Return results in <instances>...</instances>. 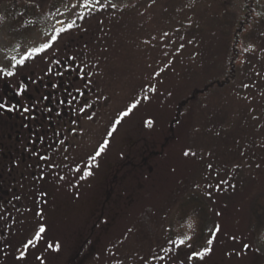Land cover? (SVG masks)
I'll return each mask as SVG.
<instances>
[{
    "label": "rangeland",
    "instance_id": "1",
    "mask_svg": "<svg viewBox=\"0 0 264 264\" xmlns=\"http://www.w3.org/2000/svg\"><path fill=\"white\" fill-rule=\"evenodd\" d=\"M75 2L5 0L0 6V68L4 69L0 78L10 81L5 74L7 71L23 75L26 69L22 71L20 66L12 67V57L22 58L30 48L48 40L56 28L65 27L75 20L76 26L62 34L57 50L46 54L51 57L57 55L59 60L66 54L64 47L60 49L61 44L69 43L68 38L78 29L79 14L85 17L110 8L112 4L142 7L146 12L143 19L149 26V33H145L148 35L145 46L139 43L140 49H145L147 54L143 60H133L129 44H126L127 49L106 52L104 57L111 58L114 67L121 71L118 76L122 80L129 79L130 84L126 88H119L109 83L108 65L101 66L104 50L100 46L85 54L80 50L72 53L78 64L89 72L90 78L98 82L100 91L96 95L95 113L92 119L82 120L77 134L75 129L71 133L73 138L70 141L76 142L73 150L79 151V154H60L53 162V171L47 175L46 203L43 206L34 203L32 207L23 203L17 207L19 214L40 215L39 219H43L42 225L46 227L42 248L28 258L25 255L21 264H40L43 260L47 264L73 262L76 249L69 253L70 248L77 247L86 239L92 225L90 218L95 215L109 218L100 219L93 239H89V248L79 256L82 258L79 264H177L181 256L178 254L179 247L189 248L191 255L203 252L206 247L211 249L203 259L192 256L191 264H264V199L257 200L258 193L254 189L259 185L257 176L253 178L250 167L233 169V175H224V185L218 187L216 178L214 184L204 186L202 182L206 181V177L191 175L198 169L190 167V164L198 158L184 155L186 127L190 118L185 115L180 122L173 121L175 108L171 102L174 88H179V85L175 73L166 74L168 70L173 72L172 68H177V63L181 65V54L188 50L191 41L196 40L193 38L209 30H221L228 34L226 26L230 17L249 13L250 16L243 18L235 34L241 51L236 62L241 72L234 87L227 93L232 101L233 113L225 130L232 129V120L240 114L242 104L256 106L264 98V0H155V3L152 0H111L110 3L109 0H101L104 7L96 5L91 13L83 7L71 8L70 5ZM17 3L18 7H22L18 10L19 18L2 14L7 6H17ZM25 13L29 14V19L23 15ZM102 68L106 79L100 72ZM165 68L167 71L163 70ZM164 74L168 77L162 80ZM152 82L150 92L146 89L144 95L131 101L137 95L135 89L138 84ZM225 103L228 104L227 101ZM133 104L135 108H131ZM214 104V101L207 104L204 112L210 111ZM129 109L130 115L121 117V113ZM205 115L207 117V113ZM117 120L120 123L117 124ZM170 132L175 137L165 145L163 156L159 154L158 158H150L154 166L141 171L138 162L142 148L150 144L154 150H159ZM105 141L107 149L94 162L91 161ZM127 159L135 162V167L129 172H117ZM128 164L127 168L132 167ZM88 165H91V176L85 175ZM115 175L116 180L113 178ZM189 178L195 181L199 178L200 183L189 182ZM211 180L213 177H210ZM110 182L118 185L115 192H120L122 196L115 194V203L108 206L105 201ZM217 188L218 191L213 190ZM212 192L216 203L210 196ZM250 195L255 196L251 202V205L254 202L252 211L251 205H247L242 214V197ZM171 197L175 198L164 208V202L167 205ZM45 239L47 257L42 254L46 252ZM182 239L185 240L184 245L179 243ZM49 244L53 247L49 248ZM56 245L59 246L58 251ZM91 246L94 248L91 249Z\"/></svg>",
    "mask_w": 264,
    "mask_h": 264
},
{
    "label": "trees",
    "instance_id": "2",
    "mask_svg": "<svg viewBox=\"0 0 264 264\" xmlns=\"http://www.w3.org/2000/svg\"><path fill=\"white\" fill-rule=\"evenodd\" d=\"M4 2L5 0H0V6ZM18 5L17 3V6L13 4H11V7L7 6L5 8L6 11L2 14L7 13L14 19L19 18L18 10L20 11L22 7H18ZM128 7H107L85 16L84 19L77 21L78 29L68 38L69 43H62L60 46V49L74 46L73 52L78 53L77 50H80V53L82 52L83 54L97 45L100 46L104 50L101 66L105 67L108 65L107 69L110 73L108 75L109 83L115 85V87L119 86V88H126L130 84L128 83L129 79L122 80L118 76L121 71H119L118 67H114V62L111 58L104 57L107 54L106 52L118 51L121 48H126V44H129L128 50L131 52L133 60H143L147 54L145 49H140L141 44L139 43L141 42L145 46L144 41L148 36L145 33H149V26L145 24L143 19L146 12L144 13L141 9L142 7ZM27 8L29 9V6ZM32 9L33 12L34 8ZM27 13L23 15L29 19L30 16ZM247 16H250V14L248 13L245 16L234 14V16H231L228 26H226L228 34L221 30H209L200 35V37L193 38L196 40L191 41L189 47H187L188 50L183 55L181 54V65L177 63V68H172L173 72L168 70L166 74L175 73L179 85V88L178 86L174 88V99L171 102L172 107L175 108L173 121L180 122L185 115L190 118V122L186 127L187 141L185 152L195 153L198 158L194 164H190V167L198 169L192 172L191 175L206 177V181L202 182L205 184L204 186L209 183L214 184L213 181L216 178L217 186L222 187L224 185L222 180L224 175L230 176L231 174L233 175L236 169H248L250 167V173L253 178L257 176L259 180H257L259 182L257 188H254V184L257 181L253 183V188L258 193L257 200H263L264 98L256 106H243L242 104L240 114L232 120V129L225 130V127L231 123L233 113L232 101L228 98L227 93L234 87L241 72L240 65L236 62L239 55H241V51L235 34H237L238 28L243 22V18ZM71 40H74V43H71ZM167 45H163V48L166 49ZM63 51L66 50L63 48ZM103 68L99 70L101 74L104 73L103 75L106 79V72L103 71ZM163 70L167 71L166 68ZM130 71L132 73L135 72V70ZM166 74L163 75L162 80L168 77ZM152 85L153 82L151 84H138L135 89V94L137 95L131 101L134 102L137 97L140 98L147 90L150 92ZM212 101L215 104L210 111L206 112V117L204 107ZM225 101L228 104H224ZM209 114L211 115L208 118ZM173 136L174 133L170 132L159 150H154L150 144H148V147L142 148L138 166L153 167L154 165L150 163L149 159L158 158L159 154L163 156L164 147ZM127 162L132 167L136 165L135 162H131L128 159L125 163ZM210 177H213V180L209 181ZM195 180L189 178V182L200 183L198 182L199 178L198 181ZM213 190L218 191L219 188ZM220 191L222 190L220 189ZM210 196L216 203L215 194L212 192ZM255 196L242 197V201H244V205L242 208L240 207L242 214L246 211L247 205H251ZM174 198L171 197L167 205L164 202L165 205L163 207H168ZM257 200L255 199V201ZM150 224L154 223L151 222ZM155 224L158 225V222H155ZM150 237L154 236L151 235Z\"/></svg>",
    "mask_w": 264,
    "mask_h": 264
},
{
    "label": "flooded vegetation",
    "instance_id": "3",
    "mask_svg": "<svg viewBox=\"0 0 264 264\" xmlns=\"http://www.w3.org/2000/svg\"><path fill=\"white\" fill-rule=\"evenodd\" d=\"M73 47H64L66 54L58 60L59 63L52 64L57 55L36 56L27 61V66H20V70L26 69L23 75L18 76L15 72L10 81L0 78V103L16 106L13 111L0 109V264H21L24 259L19 258L22 251L28 258L42 248L44 236L42 234L36 240L35 234L43 219H39L40 215L19 214L17 207L23 203L31 204V207L34 203L40 206L46 203L47 175L53 171V162L60 154H79L73 150L76 142L70 141L73 138L71 133L76 130L77 134L82 120L95 113L96 95L100 91L98 82L90 78L89 72L78 64L76 58L71 59L74 57ZM21 85L26 90L18 95ZM24 108L30 111L24 112ZM102 108L100 103V110ZM139 168L146 170L145 167ZM131 169L133 167L127 168L123 162L117 172ZM113 178L116 180L117 176ZM116 186L114 182L108 185L105 201L108 206L115 203L114 196H122L115 192ZM107 218L103 215L90 218L92 225L87 237L82 242L79 240L77 247L70 248L69 253L76 249V255L68 264L82 261L79 256L89 248V239H93L100 219ZM29 240L32 244L25 248ZM44 245L46 252L42 254L47 257V239ZM178 254L181 256L177 264H191L189 248L179 247ZM40 264H47V261Z\"/></svg>",
    "mask_w": 264,
    "mask_h": 264
},
{
    "label": "snow or ice",
    "instance_id": "4",
    "mask_svg": "<svg viewBox=\"0 0 264 264\" xmlns=\"http://www.w3.org/2000/svg\"><path fill=\"white\" fill-rule=\"evenodd\" d=\"M110 2H111V0H109V3ZM152 2L155 3V0H152ZM96 5H100L101 8L104 7V5L101 3V0H76L75 3L70 5V7L71 8L83 7L85 9H88L89 13H91L92 11L95 10V6ZM111 6L112 7H116L115 4H112ZM84 18H85L84 14H79V19H84ZM58 23L63 24L64 22L63 21H58ZM75 26H76V21L73 20L72 22L68 23L65 27L56 28L54 33L50 34L48 40H46L45 42L39 44V46H37V47L30 48L22 58L16 59V57H12V60L14 61V63L12 64V67L22 66V65L25 64L26 61L35 59L36 56H40L41 58H43V56L48 54L49 52H53L54 53L57 50V48H58L59 41L62 39V34L70 32ZM165 35H167V33H165ZM71 59H75V57H72ZM56 63H59V61L57 60ZM0 72H4V69L0 68ZM5 74L7 76H9V77L15 75V73L12 72V71H7ZM25 90H26L25 86L21 85L20 90H19V92L17 94L18 95L23 94V92ZM135 107H136L135 104H133L131 106V108H135ZM15 108H16L15 105H12L11 107H9L5 103H0V109H7L8 111H13V110H15ZM29 111H30L29 108H24V112H29ZM130 111H131V109L121 113V117H127L128 115H130ZM88 118L92 119L93 117L91 115H89ZM116 123L117 124L120 123V120H117ZM113 131H115V129H113ZM109 134H111V133H109ZM107 147H108V143H107V141H105L103 144H101L98 147V150L96 151L95 155H93L91 157V161L94 162L96 160V158L98 156H100L107 149ZM184 155L185 156H187V155H195V153L185 152ZM209 167H211V165H209ZM257 167H259V165H257ZM88 168H89V170L85 173V175L86 176H91L92 175V172L90 170L91 169V165H88ZM216 230L218 231V229H216ZM45 231H46V227L44 225H41L39 230L35 234V239L39 240L41 238L42 234L45 233ZM186 239L190 240L191 237H187ZM172 243L175 244V241H173ZM179 243L181 245H184L185 244V240L182 239V240L179 241ZM208 243L211 244L212 240L209 239ZM31 244H32V241L29 240L28 243L25 245V248H27ZM48 247L52 248L53 245L49 244ZM56 250L57 251L59 250V246L58 245H56ZM210 252H211V249L206 247L203 252H194L192 254V256L199 257L200 259H203L204 256L206 254L210 253ZM24 256H25V253L22 251L20 253V257L19 258L23 259ZM192 256H190L189 258L191 259ZM160 259H163V257H160Z\"/></svg>",
    "mask_w": 264,
    "mask_h": 264
}]
</instances>
